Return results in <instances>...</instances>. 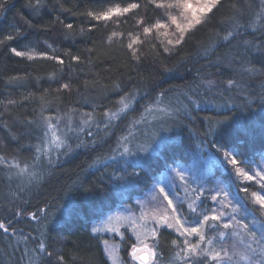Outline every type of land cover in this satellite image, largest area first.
<instances>
[{
	"label": "trees",
	"instance_id": "trees-1",
	"mask_svg": "<svg viewBox=\"0 0 264 264\" xmlns=\"http://www.w3.org/2000/svg\"><path fill=\"white\" fill-rule=\"evenodd\" d=\"M131 2L141 7L119 19L97 21L87 14ZM262 11L264 0H221L209 14L210 23L197 26L173 48L158 35L143 34L145 26L165 18L149 0H0V156L15 158L22 167L34 163L29 171L36 173V178L21 177L17 169L0 165V222L15 233L0 230V264L30 263L35 253L28 250L39 239L53 255L41 254L35 264H109L101 241L92 234L94 225L145 197L170 169L189 170L199 157L214 159L212 182L222 181L237 191L238 182L255 191L240 184L216 148L237 155L242 167L264 159ZM235 19L243 25L239 35L230 43L223 41ZM113 32L123 36L113 37ZM129 33L140 34L144 41L134 45L139 60L127 48ZM12 49L25 55L16 56ZM250 67L257 72L245 71ZM205 76L215 77L221 86L210 97L211 108L190 110L189 118L177 109V117L167 120L161 133L158 154L138 163H107L132 114L151 105L161 92L167 97L189 94ZM229 80L239 86H229ZM128 92L136 94L132 110L105 127L103 113L117 111L121 95ZM41 112L60 125L59 117L69 112L77 121L84 113L94 115L92 135L86 129L81 139L73 137L70 155L45 168L33 161L35 146L41 143ZM246 195L240 192V197ZM248 207L254 208L250 198ZM175 239L167 230L159 232L160 263L168 264ZM133 244L129 237L122 244L126 262Z\"/></svg>",
	"mask_w": 264,
	"mask_h": 264
},
{
	"label": "snow or ice",
	"instance_id": "snow-or-ice-1",
	"mask_svg": "<svg viewBox=\"0 0 264 264\" xmlns=\"http://www.w3.org/2000/svg\"><path fill=\"white\" fill-rule=\"evenodd\" d=\"M156 8L163 10L164 20H157L151 25H147L142 29L145 36H149L155 31L158 35L168 36L169 29L174 26L175 31L172 35L175 39H168L167 44L173 48L178 47L184 43L185 36L193 32L197 26L206 25L210 23L211 17L209 14L213 12L221 0H199L198 5H194L192 0H149ZM141 4L139 2H131L126 6L121 7L119 4L113 5L99 13L88 12L87 14L97 21H110L113 18H121L133 10L139 9ZM174 10V11H173ZM262 21H264V11L258 14ZM143 23V20L138 21ZM238 19L233 20V26L226 31V34L221 37L223 41L229 43L239 35L238 29L242 27ZM71 28L72 25H67ZM264 27V25H262ZM164 31L161 32L160 30ZM123 36V33L113 32L112 36ZM130 41L127 43V48L131 50V55L134 59L139 60L137 56L139 48L134 45L143 44L140 34L133 36L128 34ZM8 39H12L11 36ZM16 56H24L25 53L12 49ZM164 51H169L168 47ZM32 57L29 56V59ZM55 59V57H48ZM77 61L79 57H74ZM60 60L59 63H63ZM250 74L257 72V69L250 67L245 69ZM261 75H264V67L259 70ZM207 86L212 87L214 81H207ZM229 86H239V82L235 80L227 81ZM64 89H68L69 85L64 84ZM135 93L128 92L122 94L118 101L119 108L117 111H110L103 113L107 118L105 127H109L114 119H120L121 114H126L134 105ZM167 99V93L161 92L159 96L153 101L155 108H147L146 110L151 114L153 111L169 115V108L162 106ZM9 103H15L9 101ZM77 110L73 109L72 112ZM72 112L66 113L64 116L59 117L63 121L60 125L54 121L57 118L48 116L44 117L41 112L42 120V136L41 143L35 146V156L33 161H41L43 156L48 157V163H52L53 146L56 150L63 149L66 152L72 150V134L82 130L84 126H89L88 135H92L91 126L94 120L93 113H84L80 121L74 119ZM99 127V124L95 125ZM63 128V131H61ZM47 138V139H45ZM128 137L123 138L120 142L122 155H135L126 146ZM82 146L78 143L77 147ZM145 150V149H140ZM216 151L223 157L222 163L231 165L232 170L236 176L243 177L247 181H255L259 186L257 191L250 192L249 187L241 186L237 182L238 192L232 194L229 188L217 185L214 188H205L195 174L191 177L186 176L182 168L173 169L175 177L178 178L185 186V192L191 191L192 196H186L185 199L179 201V207L174 204L173 199L166 191L165 187L155 189L150 201L152 207L148 208V203L141 204V212L139 217H123L130 223L132 232L136 237L137 243L131 246L130 256L134 260H139L141 264H157L158 257V237L159 229L165 227L172 229L177 234V239L171 243L174 246L173 255L169 258L168 264H264V167L259 170H253L250 165L240 166L242 161L238 159L237 155L230 152L223 147H217ZM0 165H5L8 168L17 169V176H29L36 178L35 171L29 172V168H34V163H26L21 166L20 163L15 162V158L11 161L6 160L0 156ZM245 167L248 171H245ZM191 171V170H189ZM243 192L247 194L245 197L237 199L238 193ZM207 193V195H205ZM258 207L249 208L248 200ZM185 200L188 201L187 208L185 209ZM204 200L209 203L205 204ZM144 209H148L145 211ZM32 219H37V214L32 213ZM251 215L252 224L259 225V234L250 226L249 223L242 222L243 217ZM138 221L141 223L138 224ZM152 221L147 227H142L143 222ZM139 229V230H138ZM0 230L4 233L10 231L9 227L0 222ZM91 231L93 233L102 232H116L105 224L103 226H94ZM118 234V233H117ZM15 235V233H13ZM43 236V233H41ZM151 238L153 243L150 245L148 239ZM194 238V239H193ZM18 240L27 241L28 237H18ZM107 246L108 241H103ZM35 253L34 257L30 258V264H35L36 258L43 256L51 257L53 253L46 248L45 240L39 239L36 248L28 250ZM105 254L111 260L112 264H124L118 256V250L105 249ZM63 260V257H57ZM92 264V262H90Z\"/></svg>",
	"mask_w": 264,
	"mask_h": 264
},
{
	"label": "rangeland",
	"instance_id": "rangeland-1",
	"mask_svg": "<svg viewBox=\"0 0 264 264\" xmlns=\"http://www.w3.org/2000/svg\"><path fill=\"white\" fill-rule=\"evenodd\" d=\"M192 3L194 5H198L199 0H192ZM174 11V10H173ZM133 12V11H132ZM130 14V13H128ZM127 14V15H128ZM125 15V16H127ZM124 17V16H123ZM115 18V17H114ZM113 18V19H114ZM165 19V18H164ZM163 19V20H164ZM161 32L164 30L161 29ZM175 31L174 26L169 29V35L168 36H162L158 35L155 31H153V34L155 36H159L164 40L168 39H175V37L172 35V33ZM214 81V85L212 87L207 86V81ZM217 80L215 77L210 76V77H202L200 80L192 87V90L189 92V94L182 93L180 95L177 94H171L169 97H167L165 104L162 106L168 107L169 108V115H164L163 113L153 111L151 114L146 110L147 108H155V105L152 103L145 109H138L137 113L132 114L131 117V122H129V125L125 129L124 134L118 141L117 148L115 150V153L110 157V159L107 160V163H110L112 161L116 160H122L124 164H130V163H138L141 162L144 158H146L149 155H156L158 154V149L161 147V133H164L163 129L164 126L166 125L167 120H172L177 117V109L180 111H184V115L187 118L191 116L192 111L190 110H203L204 108H211V103H210V97H212V93H214V89L217 88ZM221 87V86H219ZM192 94L194 96H192ZM133 108V107H132ZM132 108L130 110H132ZM130 110L128 112H130ZM189 110V111H188ZM124 114L122 113L121 116ZM55 123H58L55 122ZM87 131V135L89 132V126H84L82 130H78L77 133L72 134V139L75 137V139H81V135L85 133L84 130ZM61 131H63V128H61ZM90 136V135H89ZM128 137V143L127 147L130 149L131 152L135 153V155H128V154H123L122 155V149L120 148V142H123V138ZM47 139V138H45ZM73 140L76 142V140ZM140 149H145V150H140ZM70 152H66L63 149L56 150L55 147L53 146V151L51 153L52 155V163H48V157L43 156L41 161H35V163L40 164L42 168H45L49 165H56L58 162L64 160L67 158L68 155H70ZM214 159L212 158H202L199 157L196 162L191 166L189 170L186 168H182L185 171L186 176L191 177L193 174L197 176V178L200 180V183L204 185L205 188H214L217 185L224 186L226 189L229 188L228 184H224L222 181H215L212 182L213 180H210V171H211V165L212 161ZM215 163V162H214ZM40 166L39 170L41 169ZM260 167H264V159L259 163L254 166H252L253 170H259ZM174 169V168H173ZM173 169H170L167 171L163 177L160 178L159 182L152 187V189L148 192V194L143 197L142 199L138 201H134L131 205H125L122 207V209L116 213L110 214L107 218L102 220L101 222L95 224L94 226H103L105 224H108L109 227L116 229V232H102V233H93L92 234L97 237L101 241V246L103 249L104 256L106 260L108 261L109 264H112L111 260L108 258V256L105 254V249H113L116 248L118 250V256L121 260H123L124 264H141L139 260H134L130 256V252L128 255V261H124L123 256H122V244L124 243L126 237H129L134 241V244L137 243L136 237L132 232V228L130 226V223L127 220L122 219L123 217H139L140 212H141V204L148 203L150 201V198L154 192L155 189H158L159 187H165L166 191H168L169 195L173 199L174 204H177L179 207V201L182 199H185L186 196L190 197L193 195L191 191L185 192L184 188L185 186L182 184V182L175 177V172ZM178 169V168H176ZM42 170V169H41ZM245 171H248V169H245ZM30 172V171H29ZM23 177V176H21ZM240 184L242 185H252L257 191L258 185L256 184L255 181H247L243 177H236ZM230 191L232 194L237 193V189L234 187ZM207 195V193L205 194ZM241 198L240 197V192L238 193L237 199ZM251 201V198H250ZM187 203L188 201L185 200L184 207L185 209L187 208ZM205 204H208V200H204ZM253 207H258L257 205H254L251 202ZM152 205L151 203H148V208H151ZM147 211L148 209H144ZM242 222L244 223H249L250 226L253 228V230H256L257 233L259 234V225L252 224V216L247 215L243 217ZM141 223L138 221V224ZM149 224H153L152 221H145L142 224V227H147ZM9 227V226H8ZM139 230V229H138ZM161 230H167L171 232L177 239V234L175 233L174 230L172 229H167L165 227H161L159 229V232ZM118 233V234H117ZM5 234H10L13 236L12 233L8 232ZM108 241L107 246L103 243L104 240ZM194 239V238H193ZM148 243L151 245L153 243L152 239H148ZM30 264V263H28ZM149 264H152L150 261ZM157 264H162L157 261Z\"/></svg>",
	"mask_w": 264,
	"mask_h": 264
}]
</instances>
